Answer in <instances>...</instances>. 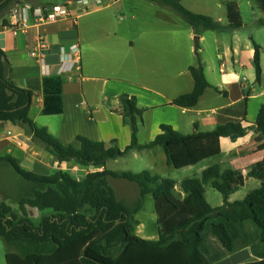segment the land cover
<instances>
[{
  "label": "trees",
  "instance_id": "obj_1",
  "mask_svg": "<svg viewBox=\"0 0 264 264\" xmlns=\"http://www.w3.org/2000/svg\"><path fill=\"white\" fill-rule=\"evenodd\" d=\"M16 1L0 0V16ZM148 1L171 9L195 30L203 28L225 32L238 31L243 27L235 2L226 3L229 23L223 25L211 16L188 10L181 3L183 0ZM254 1L264 13V0ZM6 21H3L5 26ZM260 25L264 26V22ZM254 48L256 83L260 84L262 48L256 43ZM195 50L199 57L201 47L198 41ZM10 68L11 63L0 50V123L10 122L25 128L61 164L75 163L89 170L106 166L109 160L125 157L132 151L140 153L160 146L169 166L184 169L218 157L222 138H241L250 129L242 125L248 116V94L239 104L221 109L217 125L210 132L200 131L199 125L195 124L194 132L184 135L164 124L153 141L140 145L136 116L142 117L144 110L137 107L134 96L123 95L120 101L130 117L128 125L132 135L127 147L123 150L116 146L106 148L104 142L85 136H78L75 145H67L32 120L30 109L34 93L19 88L9 78ZM190 72L194 90L176 97L171 102L172 106L193 109L211 88L228 96V92L212 87L201 63L191 67ZM63 86L62 76L44 79V115L64 113ZM255 129L264 137V105L260 108ZM0 163H7L17 176L36 185L32 196L23 197L18 202L22 218L11 204L0 199V238L19 247H55L48 254L31 253L26 257L7 253V264H217L226 257H232L233 264H264V159L252 165L246 175L230 166L215 164L205 168L200 177L182 181L183 194L191 197L188 204L200 205L205 212L184 224H177L169 235L160 232L159 238L154 240L136 235L135 216L141 212L148 195L180 199L181 203L175 180L147 170L135 174L116 173L107 168L87 173L82 179L63 169L42 176L24 170L12 156L0 157ZM248 178H254L260 187L248 193L243 200L230 203L229 197L244 187ZM113 179L127 180L139 187V200L135 206L129 207L118 198L111 184ZM208 185L223 195L221 206L213 208L208 204L205 197ZM28 206L44 213L40 221L34 222L27 215ZM238 253L245 258L252 256L255 260L239 261L235 256Z\"/></svg>",
  "mask_w": 264,
  "mask_h": 264
},
{
  "label": "crops",
  "instance_id": "obj_2",
  "mask_svg": "<svg viewBox=\"0 0 264 264\" xmlns=\"http://www.w3.org/2000/svg\"><path fill=\"white\" fill-rule=\"evenodd\" d=\"M120 1L104 0V7L83 14L76 22L66 19L42 26H34L30 22L31 26L26 33L10 29L13 21L12 10L16 6L38 7L58 2L17 0L0 16V50L6 54L11 63L9 78L19 88L34 93L30 109L32 120L67 145L72 143L75 145L78 136H85L93 141L104 142L106 148L121 146L122 149L131 143L132 136L128 125L130 117L125 113L120 101L123 95L134 96L137 107L144 110L142 117L136 116L138 133L147 127L151 137L147 143H150L159 133L160 126L164 124L172 126L184 135L192 134L195 124L199 125L200 131L210 132L217 125L218 113L221 109L239 104L250 94L247 120L242 124L250 128L247 135L237 139L222 138L221 154L218 156L220 160L205 166L210 168L215 164H223L246 175L252 165L264 159V137L255 129L260 108L264 105V41H258L254 36H259L257 30L263 29L264 26L260 25L261 19L256 15L254 8L252 10L255 13V22L253 20L250 23L252 36L245 43L242 42L240 32L246 25L237 5L243 27L238 31H211L214 32V56L202 61L201 51L203 48L205 50L202 43L206 41L204 31L209 30L203 28L195 30L185 20V22L176 20L173 15L177 14L171 9L145 0L152 6H159L156 22L137 30L125 27L120 32L121 29L116 26L117 18L111 10L112 6L118 5ZM188 2L191 3L193 0H183L181 3L188 10L205 15L201 10L187 6ZM5 20H7L6 26L3 25ZM217 21L223 25L229 23L224 24L222 18H217ZM117 25L120 26L119 23ZM199 31L202 32L200 37H194V32ZM40 35L44 36L49 48L45 60L46 67L31 55L39 45ZM194 39H198L204 46L199 43L201 50L199 57L197 56L198 65L201 63L204 67L206 78L212 87L228 92V96L211 88L200 98L195 108L175 107L171 102L176 97L194 90L195 83L190 74V68L198 66L193 61L196 54ZM255 43L262 48L263 75L260 84L256 83L255 76ZM74 45H78L80 49V68L59 74L61 49L69 51ZM113 67L118 68L120 79L108 76ZM46 71H49V76L58 75L63 78L64 113L62 114L51 116L43 114V81L49 77L45 74ZM150 112L153 115L148 117ZM121 131H124L126 136L129 134L128 141L119 140L118 134ZM33 140V136L22 126L10 122L0 123V157L12 156L20 162L24 170L36 174L41 172L48 175L50 168L63 169V166L67 165L59 163L50 153L43 158L41 153L36 156L39 152L33 151L30 147ZM114 141L116 142L113 144ZM140 142L144 143L141 136ZM1 164L0 170L6 169L7 174L0 172V193L3 194H0L2 196L0 199L6 200L5 193L13 187V184L10 169ZM106 166L89 170L102 171ZM249 179L254 178L246 179V183ZM232 196L229 197L230 203H233ZM16 248L20 247L16 246ZM36 248L41 250V252L37 251V254L41 255L50 253L55 247L37 245L32 249ZM229 258L226 257L217 264H223Z\"/></svg>",
  "mask_w": 264,
  "mask_h": 264
},
{
  "label": "rangeland",
  "instance_id": "obj_3",
  "mask_svg": "<svg viewBox=\"0 0 264 264\" xmlns=\"http://www.w3.org/2000/svg\"><path fill=\"white\" fill-rule=\"evenodd\" d=\"M45 2H50V0H41ZM55 2H61L62 0H52ZM229 1L235 2L242 12V17L244 24L248 27H243L240 34L242 36V42L245 43L246 40L251 37V28L250 23L255 22V13H253L252 8L258 15L260 21H264V14H262L258 7L256 6V2L254 0H193V2H188L187 6L191 8H196L201 10L205 13V15L211 16V18L216 19L222 18L223 23L227 24L228 19L226 16V3ZM104 2V0H103ZM195 4V5H192ZM105 4V3H104ZM105 6V5H104ZM199 6V7H198ZM159 6L151 5L150 3L146 2L145 0H121L118 5L112 6L111 10L114 11L116 19V26L121 29L122 32L123 28L128 27L129 29L137 30L138 28H143L144 26H148L156 22L157 20V12L159 10ZM191 11V10H190ZM174 14V13H173ZM176 20L179 22H185L179 15H173ZM134 17V18H133ZM263 17V18H262ZM263 19V20H262ZM119 23L120 26L117 24ZM186 24V23H184ZM203 31V30H201ZM199 31L194 32V37L199 38L202 32ZM258 35L256 38L258 41H264V28L258 29ZM206 34V41L202 44L205 46V50L201 51L202 54V61L203 59H207L214 56V32L204 31ZM227 36H230L227 34ZM197 41L198 39L193 40V44L195 49L197 48ZM201 44V42L199 41ZM201 44V46H203ZM203 46V47H204ZM214 48V49H213ZM193 61L196 65H198V57L195 54ZM110 74L108 76L114 79H120V73L118 72V68H111ZM148 114V117L152 116ZM130 128V127H129ZM130 131V129H129ZM141 140L144 142H140ZM118 136L120 137L119 140L121 142L128 141V136L124 131H121ZM149 131L146 128L142 129L140 133H138L139 144H145L149 142ZM125 137V138H124ZM120 142V143H121ZM74 144V143H72ZM30 147L33 151L39 152L36 156H39L41 153V157H46L48 153L45 151L43 145L38 140L34 139L30 143ZM125 147V146H123ZM121 149V146H120ZM124 149V148H122ZM121 149V150H122ZM220 157H215L209 160H205L195 166H191L188 168H174L169 166L167 163V156L160 146L154 148L153 150H145L141 153H137L136 151L130 152L125 157L118 158L116 160H109L107 162L106 168L112 170V172L116 173H124V172H131L135 174H140L143 171H150L152 174H158L162 178H169L173 179L177 182V192L184 195L182 192L181 183L182 181L188 178L200 177L202 170L205 166H210L214 164ZM5 168L10 169V176L12 177V184L11 187L6 193V202L11 204L15 208L16 214H18L19 218H22V213L20 212V208L18 202L23 197L32 196V193L36 187L34 183L25 181L24 179L17 176V173L13 170L11 166L8 164H4ZM1 164V165H2ZM53 163H51L52 165ZM7 166V167H6ZM208 168V167H206ZM65 171H69L73 174V176L77 179H82L88 172L91 170L80 168L76 166L75 163H69L65 167L63 166ZM55 170L50 168L48 170V175L52 174ZM88 171V172H87ZM7 174V170H0ZM40 175H46L45 173L38 172ZM10 182L9 180H7ZM112 186L115 188V192L120 200H122L126 205L129 207H133L139 200V187L135 185V183L129 182L127 180L122 179H113L111 180ZM260 187V183L255 181L254 179H249L248 182L244 187H242L238 193L233 194L232 201L237 202L243 200L248 193L251 191H255ZM1 194V193H0ZM3 195V194H1ZM182 202L180 203V199L172 200L165 198L163 196L153 197L152 195L146 196L142 210L139 214L135 216L136 224H135V233L137 236L141 237L142 239L146 240H154L159 238V233L162 232L166 235L172 233L173 228L177 224H184L190 218L194 216L201 215L205 212L204 208L200 205H196L194 203L188 204V201L191 200L190 196L182 197ZM2 196H0L1 198ZM179 197V198H180ZM205 197L208 204L213 207H219L223 204L224 199L223 195L219 193L216 189H214L211 185L206 186ZM2 199V198H1ZM27 215L34 221L38 222L41 220V217L44 213H40L37 208L27 207ZM33 246L25 245L20 248H16L14 244L7 243L3 238H0V264H7L6 263V255L7 253L15 252L19 255L23 254H31V253H38L41 252L38 248L32 249ZM38 251V252H37ZM238 257L239 261H253L254 258L250 256L249 258H245V256H241V253L235 255ZM226 259L223 264H233V259Z\"/></svg>",
  "mask_w": 264,
  "mask_h": 264
},
{
  "label": "built area",
  "instance_id": "obj_4",
  "mask_svg": "<svg viewBox=\"0 0 264 264\" xmlns=\"http://www.w3.org/2000/svg\"><path fill=\"white\" fill-rule=\"evenodd\" d=\"M102 7H104L103 0H63L38 7L29 5L16 6L12 10L11 17L13 21H11L12 26L10 29H14V31L21 30V32L26 33L31 26L30 22L34 26L49 25L66 19L76 22L83 14L99 10ZM39 40V45L31 52V55L46 67L45 60L49 50L48 44L43 35H40ZM61 53L62 59L59 74L71 72L77 67L80 68L81 55L78 45L72 46L69 51L62 48ZM45 74L47 76L50 75L49 71H46Z\"/></svg>",
  "mask_w": 264,
  "mask_h": 264
}]
</instances>
